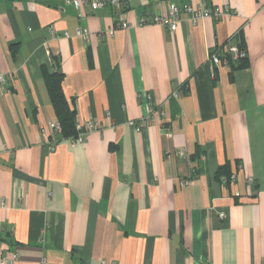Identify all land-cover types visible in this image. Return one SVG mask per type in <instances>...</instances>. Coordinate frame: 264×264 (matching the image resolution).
Here are the masks:
<instances>
[{"label":"crops","instance_id":"0c3cea01","mask_svg":"<svg viewBox=\"0 0 264 264\" xmlns=\"http://www.w3.org/2000/svg\"><path fill=\"white\" fill-rule=\"evenodd\" d=\"M169 1L0 0V257L264 264V0H177L232 13L138 24ZM227 43L244 66L208 62ZM43 69L99 124L84 142L49 129Z\"/></svg>","mask_w":264,"mask_h":264},{"label":"built area","instance_id":"2783aa9c","mask_svg":"<svg viewBox=\"0 0 264 264\" xmlns=\"http://www.w3.org/2000/svg\"><path fill=\"white\" fill-rule=\"evenodd\" d=\"M67 3L73 4L75 7L80 8L82 5H88L92 9H97L105 5H110L116 9H121L127 5L129 0H65ZM156 3H161L163 0H152ZM232 10L227 4L204 6L200 3H192L188 1L178 2L177 0H170L166 10L164 12L152 13L150 15H143L138 20L139 25H148V24H161L170 31H174L177 28L180 15H188L190 21L194 24H197L202 19L207 17H212L214 19H219L223 15L231 14ZM122 27H128V23L123 22L120 24ZM112 32V31H110ZM76 35L86 38L88 36L87 30L84 28L77 29ZM224 55L214 51L209 54L208 62L212 66H229L230 62L235 61L239 58H242L246 55L243 49H240L235 44H229L223 46ZM7 83V75L0 73V87H3ZM49 129L52 132H60L61 127L57 121H51L48 125ZM99 124L96 121H84L80 122L76 120V129L78 133L75 137H71V141L84 142L86 136L89 132L99 129ZM233 179V175H231ZM22 195L18 197V200H21ZM220 217H223V213L219 214ZM16 260V254H13L12 257L2 256L0 257V264H13ZM45 264V262H41ZM100 264H105L104 261H101Z\"/></svg>","mask_w":264,"mask_h":264},{"label":"trees","instance_id":"16d2710c","mask_svg":"<svg viewBox=\"0 0 264 264\" xmlns=\"http://www.w3.org/2000/svg\"><path fill=\"white\" fill-rule=\"evenodd\" d=\"M230 44V43H229ZM237 45V44H236ZM240 49H243L240 44L237 45ZM244 50V49H243ZM245 51V50H244ZM225 52H221L224 55ZM246 55L235 61L230 62L229 66L231 69L239 68L245 65ZM43 76L51 104L54 108L56 121L61 127L60 135L63 138L75 137L78 133L76 129V111L69 106V103L64 96L62 91V76L63 74L59 71H48L43 69ZM227 173L228 167L219 168L217 174Z\"/></svg>","mask_w":264,"mask_h":264}]
</instances>
